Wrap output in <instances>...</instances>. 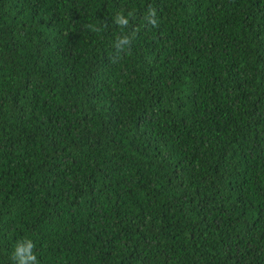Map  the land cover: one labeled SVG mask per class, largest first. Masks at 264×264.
<instances>
[{
    "label": "trees",
    "instance_id": "1",
    "mask_svg": "<svg viewBox=\"0 0 264 264\" xmlns=\"http://www.w3.org/2000/svg\"><path fill=\"white\" fill-rule=\"evenodd\" d=\"M0 264H264V0H0Z\"/></svg>",
    "mask_w": 264,
    "mask_h": 264
},
{
    "label": "clouds",
    "instance_id": "2",
    "mask_svg": "<svg viewBox=\"0 0 264 264\" xmlns=\"http://www.w3.org/2000/svg\"><path fill=\"white\" fill-rule=\"evenodd\" d=\"M124 23H127V21H124ZM154 23V22H153Z\"/></svg>",
    "mask_w": 264,
    "mask_h": 264
}]
</instances>
